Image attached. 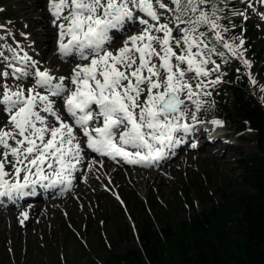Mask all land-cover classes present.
I'll list each match as a JSON object with an SVG mask.
<instances>
[{
  "label": "snow or ice",
  "instance_id": "obj_1",
  "mask_svg": "<svg viewBox=\"0 0 264 264\" xmlns=\"http://www.w3.org/2000/svg\"><path fill=\"white\" fill-rule=\"evenodd\" d=\"M240 3L243 9L233 0H47L57 53L85 63L59 74L19 46L0 45V111L7 117L0 126V198L15 202L38 186L64 192L80 177L86 182L82 167H95L85 161L87 150L145 167L182 146L198 150L203 125L224 127L221 119L200 118L215 107L222 66L243 69L258 85L244 29L236 34L232 18L247 21L250 9L264 21V0ZM137 23L141 30L114 48L115 34ZM20 216L23 224L28 212Z\"/></svg>",
  "mask_w": 264,
  "mask_h": 264
},
{
  "label": "rangeland",
  "instance_id": "obj_2",
  "mask_svg": "<svg viewBox=\"0 0 264 264\" xmlns=\"http://www.w3.org/2000/svg\"><path fill=\"white\" fill-rule=\"evenodd\" d=\"M240 5L245 7L242 3ZM257 7L260 6L257 5ZM247 21L255 28L252 45L245 42V47L248 49L246 55L254 64L252 75L255 77L258 70L263 73V76L257 80L258 85H252L260 99L264 96V93L259 90V85L264 81V23L250 9ZM29 22V17L18 0H0V25H5L4 29H0V36H5V40H0V45L6 42L14 48L20 37L28 36L25 29ZM37 23L40 24L43 21L39 20ZM7 32L12 35L7 36ZM51 33L57 38L56 29H53ZM47 35L48 32H46ZM5 54H8L7 51ZM51 57L63 62L77 59L62 58L57 54L56 45L48 52L46 64ZM238 66L237 64L236 67ZM222 70L226 72L224 83L216 86L211 97L215 101V107L207 114H213L219 110L224 115L223 106L228 104L229 99L224 95L223 89L230 76L237 72L231 66H222ZM0 71H3L1 66ZM261 104L264 110V102ZM203 115L205 114L202 113L201 116ZM199 138L200 136L197 142L201 145L203 141ZM228 142V147L218 142L213 147L215 150L206 155L201 148L192 150L205 156H193L190 161L182 163L175 171L168 173L169 179L163 184L161 191L155 188L158 178L155 180L151 175L162 170L163 164L145 167L118 163L117 165L124 169H151L149 176L146 174H135V176L149 178L153 182L152 187L150 189L140 188L130 185L128 181L118 185L117 190L115 186L109 189L103 185V191L93 194L87 204L88 211L96 215L95 223L91 228L86 226V213L81 211L80 214H71L67 218L68 225L63 232L54 234L48 230L32 238L20 236L19 239L16 233L8 232L4 236V244L0 243V264H87L94 259L100 261L110 259L112 263L111 253L134 254V252H139L141 225L138 219L139 209L133 207V200L145 209L149 227L158 231L165 229L170 219L172 226L178 223L185 227L188 223V216L221 202L222 194L243 195L246 193V188L236 178L235 157L238 153L239 156L256 153L260 155L264 152V136L251 129L244 133H236ZM217 153L223 159L222 163L216 160ZM106 161L110 164L116 163L112 160ZM222 188L224 192L220 190ZM170 255V253L165 254L166 257ZM169 260L168 258L166 262ZM149 262L150 264L159 263L158 249L151 250Z\"/></svg>",
  "mask_w": 264,
  "mask_h": 264
},
{
  "label": "trees",
  "instance_id": "obj_3",
  "mask_svg": "<svg viewBox=\"0 0 264 264\" xmlns=\"http://www.w3.org/2000/svg\"><path fill=\"white\" fill-rule=\"evenodd\" d=\"M233 3L243 9L239 0ZM232 19L238 25L236 34H240L242 26L245 42L252 45L254 26L241 17ZM223 90L229 99L223 106L224 116L237 127V132L254 129L264 136V110L243 69L230 76ZM235 168L236 178L246 193L222 194L221 202L188 216L185 227L178 223L172 226L170 219L165 229L152 230L145 209L133 200L141 225L139 252L111 253L112 263L110 259H94L87 264H150V252L156 249L158 264H264V152L238 154ZM220 190L224 192V188ZM166 253L171 255L166 257Z\"/></svg>",
  "mask_w": 264,
  "mask_h": 264
},
{
  "label": "bare ground",
  "instance_id": "obj_4",
  "mask_svg": "<svg viewBox=\"0 0 264 264\" xmlns=\"http://www.w3.org/2000/svg\"><path fill=\"white\" fill-rule=\"evenodd\" d=\"M18 3L22 5V9L28 15L30 22L25 29L28 36L20 37L17 45H14V48L18 46L19 48H23V50L30 56H33L34 59L40 60L44 66L53 70H59V74H69L70 70L77 63H85V61H81L73 55L67 58H77L76 60L63 62L51 57L46 64L45 60L48 52L51 51L55 45L57 48V38L51 33L55 28L51 24V17L47 11V0H18ZM262 11H264V8H262ZM39 20H42L43 23L38 24L37 22ZM262 22L264 23V21ZM141 28L142 25L137 23L135 26H130L123 34L116 33L113 47H119L124 39L137 33ZM46 32H48L47 36ZM54 38L56 42H53ZM34 51L36 52L34 53ZM252 65L254 66L253 62ZM262 76L263 73L261 70L255 73L256 80H259ZM3 82V80H0V83ZM8 83L14 84V81L8 80ZM260 85H264V81ZM213 117L218 119L221 118L225 123L224 127L216 129H212V127L207 124L202 126L204 130L199 133V140L203 141L200 148L203 149L205 155L215 150L213 147L218 142H222L228 147V140L232 139L237 133V127L231 124L219 110H216L213 114L200 116L201 119L206 120H210ZM6 122L7 117L0 111V126H3V123ZM209 139L211 142H209ZM225 141H227V143H225ZM87 151L88 155L85 157V161L86 163L95 162V167L91 171L82 167V171L87 177L86 182L83 177H80L73 181V187L70 190L64 192L60 191V186L47 190L38 186L35 195L17 199L15 202L9 201L7 198H0L1 244H4V236L8 232L10 234L16 233L18 239L20 236L32 238L48 230L54 234L63 232L66 230V225H68L67 218L71 214H80L81 211L86 213L85 224L88 228H91L93 223H95L96 215L90 210L88 211L87 204L91 200L93 194L103 191V185H106L109 189L115 186L117 190L118 185L128 181L132 186L140 188L146 187L147 189L152 187L153 182L150 181L149 178L135 176V174H146L149 176L151 174L150 172H152L151 169H124L117 165L118 163L116 161V163H113L115 165L107 162L106 160H111L108 157H103L99 154L95 155L90 150ZM205 155L193 152L192 149L183 146L178 148L176 150V155L173 156L175 158L171 157L165 161H161L160 165L163 164L162 170L151 175L155 180L158 178L155 188L161 191L163 184L169 179L167 174L175 171L182 163L190 161L193 156L204 157ZM216 160L219 163L223 162L219 153H217ZM120 163L128 165L124 162ZM101 165L103 166L101 167ZM154 166L157 165L151 167ZM79 175L80 174L77 173L78 177ZM24 211L28 212V218L21 224L20 213Z\"/></svg>",
  "mask_w": 264,
  "mask_h": 264
}]
</instances>
